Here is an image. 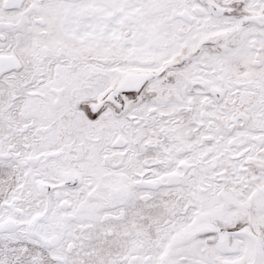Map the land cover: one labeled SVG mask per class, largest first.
Segmentation results:
<instances>
[{"label":"snow or ice","instance_id":"obj_1","mask_svg":"<svg viewBox=\"0 0 264 264\" xmlns=\"http://www.w3.org/2000/svg\"><path fill=\"white\" fill-rule=\"evenodd\" d=\"M0 264H264V0H0Z\"/></svg>","mask_w":264,"mask_h":264}]
</instances>
